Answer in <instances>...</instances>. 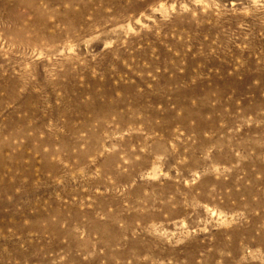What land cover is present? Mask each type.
Wrapping results in <instances>:
<instances>
[{
  "label": "rangeland",
  "instance_id": "1",
  "mask_svg": "<svg viewBox=\"0 0 264 264\" xmlns=\"http://www.w3.org/2000/svg\"><path fill=\"white\" fill-rule=\"evenodd\" d=\"M14 1L0 264H264V0Z\"/></svg>",
  "mask_w": 264,
  "mask_h": 264
},
{
  "label": "bare ground",
  "instance_id": "2",
  "mask_svg": "<svg viewBox=\"0 0 264 264\" xmlns=\"http://www.w3.org/2000/svg\"><path fill=\"white\" fill-rule=\"evenodd\" d=\"M20 5H21V4L19 3V1H16V0H15L14 3H13V5H12V7H11V8H12L11 12H13L15 8L20 7ZM2 165H4L3 162H2ZM3 167H4V166H3ZM0 168H1V167H0ZM3 169H4V168H3ZM1 170H2V169H0V171H1Z\"/></svg>",
  "mask_w": 264,
  "mask_h": 264
}]
</instances>
